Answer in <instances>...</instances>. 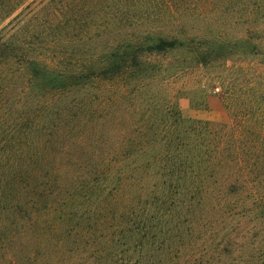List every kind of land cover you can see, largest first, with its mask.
<instances>
[{"label": "trees", "instance_id": "obj_1", "mask_svg": "<svg viewBox=\"0 0 264 264\" xmlns=\"http://www.w3.org/2000/svg\"><path fill=\"white\" fill-rule=\"evenodd\" d=\"M0 264H264V0H0Z\"/></svg>", "mask_w": 264, "mask_h": 264}, {"label": "rangeland", "instance_id": "obj_2", "mask_svg": "<svg viewBox=\"0 0 264 264\" xmlns=\"http://www.w3.org/2000/svg\"><path fill=\"white\" fill-rule=\"evenodd\" d=\"M181 107L186 116L220 121L226 118L220 95L211 94L206 108L191 106L189 98H182Z\"/></svg>", "mask_w": 264, "mask_h": 264}]
</instances>
